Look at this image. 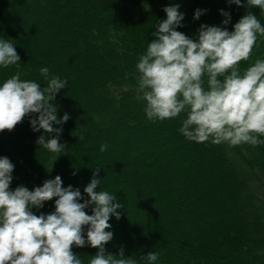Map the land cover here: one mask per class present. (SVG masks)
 Listing matches in <instances>:
<instances>
[{"label": "trees", "instance_id": "16d2710c", "mask_svg": "<svg viewBox=\"0 0 264 264\" xmlns=\"http://www.w3.org/2000/svg\"><path fill=\"white\" fill-rule=\"evenodd\" d=\"M5 1L0 36L14 44L20 61L0 65V85L19 71L22 80L43 89L47 81L39 70L48 67L50 74L67 80L53 103L58 119L69 115L67 122L53 125L62 128L61 153L37 145L46 134L34 132L29 120L38 114L26 116L11 132H0V157L14 165L10 190L21 184L32 190L59 175L62 187L79 189L83 203L89 199L83 190L98 168L96 191L114 194L113 203L122 205L120 218L112 216L109 223L115 219L126 231L117 237L106 229L113 233L106 254L123 247L137 264H264V144L190 141L179 131L186 112L149 120L146 102L137 99L136 69L155 39L152 33L166 19L167 6L179 5L184 19L176 30L194 41L201 24L231 32L249 11L264 26V11L246 0L240 6L227 0ZM28 5L33 11L19 12ZM196 10H201L198 19ZM221 10L229 13L227 25ZM256 59L264 60V36L259 34L250 58L240 62L241 71ZM102 144L108 146L103 152ZM146 152L155 158L148 159ZM177 174L176 185L164 196ZM224 175L228 181L219 182ZM55 199L30 210L50 214ZM92 207L85 209L87 214ZM84 230L86 238L87 226ZM88 246L72 247L82 264H90L98 251ZM149 252H157L158 260L149 262Z\"/></svg>", "mask_w": 264, "mask_h": 264}, {"label": "clouds", "instance_id": "9594fccd", "mask_svg": "<svg viewBox=\"0 0 264 264\" xmlns=\"http://www.w3.org/2000/svg\"><path fill=\"white\" fill-rule=\"evenodd\" d=\"M241 5V0H227ZM249 7L264 11V0H246ZM179 5L163 9L166 19L152 35L155 37L136 64L138 75L137 99L146 102L149 120H166L186 112L180 133L190 141L213 144L227 142L231 146L264 144V60L241 71V61H247L256 46L258 34L264 36V26L252 12L246 13L229 32L226 28L201 24L198 38L177 31L182 27L184 14ZM227 19L229 13L221 10ZM201 10H196L198 19ZM20 57L14 44L0 38V65H17ZM47 86L22 80L17 71L0 85V132H11L26 116L34 132L41 129L36 143L53 153H61L65 145L59 142L62 128L53 127L67 122L65 113L58 119L53 101L67 80L52 75L48 67L40 68ZM206 78V81H205ZM55 133L48 138L47 134ZM100 146V151L107 149ZM13 163L0 157V264H82L72 247L98 249L90 264H137L124 255L123 247L116 254L105 253L104 246L112 240L110 217L120 218L121 203L114 194L96 191L101 179L97 168L84 188L89 197L83 203L79 189L62 187L59 175L29 190L24 185L10 190ZM75 174V173H74ZM55 199V211L35 215L33 206L41 208ZM94 205L92 214L85 209ZM85 226H87L85 238ZM157 252H149V262L158 260Z\"/></svg>", "mask_w": 264, "mask_h": 264}, {"label": "rangeland", "instance_id": "374dc122", "mask_svg": "<svg viewBox=\"0 0 264 264\" xmlns=\"http://www.w3.org/2000/svg\"><path fill=\"white\" fill-rule=\"evenodd\" d=\"M33 2V1H32ZM30 3V5H32L33 3ZM7 4V2L5 1V0H0V6H4V5H6ZM30 5H28L27 7H20V10L21 11H19V12H22V13H24L25 11H33V9H34V7H32V6H30ZM18 12V11H17ZM15 13V12H14ZM42 15H44V14H42ZM0 24H1V22H0ZM0 38H1V36H0ZM172 135H174V134H172ZM134 146V145H133ZM133 146H130V149L133 147ZM133 151H134V149H133ZM189 155H190V153H189ZM204 155V154H203ZM146 156H147V158L148 159H154L155 158V156L154 155H152L151 153H149V152H146ZM206 162H208V160L206 161ZM179 174H180V172H178ZM179 174H177V175H175L174 176V180L172 181V182H170V187H169V190L168 191H165L164 192V196H168L169 194H170V192L173 190V187L176 185V178L178 177V176H181V175H179ZM220 179L222 180V181H228V177H227V175H224L223 177H221V178H219V182H220ZM182 180V179H181ZM174 184V185H173ZM186 201H183V202H177V204H176V207L177 208H181L182 206H183V204L185 203ZM192 210H193V214H196V206H194L193 208H192ZM202 215V214H201ZM200 216V215H199ZM111 230H113V233L115 232V234L117 235V237L118 236H121V235H124L125 233H126V231L124 230V229H122L121 228V225H120V223H118L115 219L112 221V223H111V228H110ZM89 247L90 246H88V248L87 249H89Z\"/></svg>", "mask_w": 264, "mask_h": 264}]
</instances>
